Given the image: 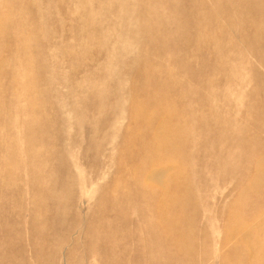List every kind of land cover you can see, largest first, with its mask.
<instances>
[{
  "label": "rangeland",
  "instance_id": "1",
  "mask_svg": "<svg viewBox=\"0 0 264 264\" xmlns=\"http://www.w3.org/2000/svg\"><path fill=\"white\" fill-rule=\"evenodd\" d=\"M0 264H264V0H0Z\"/></svg>",
  "mask_w": 264,
  "mask_h": 264
},
{
  "label": "bare ground",
  "instance_id": "2",
  "mask_svg": "<svg viewBox=\"0 0 264 264\" xmlns=\"http://www.w3.org/2000/svg\"><path fill=\"white\" fill-rule=\"evenodd\" d=\"M249 234H248V232H241V238H246L247 236H248Z\"/></svg>",
  "mask_w": 264,
  "mask_h": 264
}]
</instances>
